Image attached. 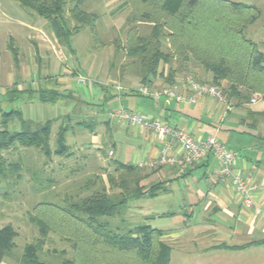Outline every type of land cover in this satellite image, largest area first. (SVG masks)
<instances>
[{
    "label": "rangeland",
    "instance_id": "obj_1",
    "mask_svg": "<svg viewBox=\"0 0 264 264\" xmlns=\"http://www.w3.org/2000/svg\"><path fill=\"white\" fill-rule=\"evenodd\" d=\"M81 1V9L95 14L97 20L93 28L86 27L74 33L69 38L68 44L63 45L57 41L48 23L31 9L22 6L20 0H0V83L3 80L1 88L8 90L11 86L13 87L15 81L16 85L14 86L18 88L29 87L32 91L34 87L36 89L39 85L42 86L43 83H48V85L52 86V90L58 91L60 87L66 88L74 92L78 98L76 100L70 97H63V102H59L60 97L56 101V105H47L40 102H35L31 105L26 103L24 98L0 103L2 104L0 106L2 112L21 111L22 109L21 112L24 119H34L33 117H35L34 120L29 119L34 122H44L52 119L49 142L51 149L55 148L58 128L61 125H67L69 129L66 134V144L75 156L72 159L53 157V160L50 161L39 155L35 149H29V153L26 154L29 158L25 161L29 171L26 172L23 169L20 179L15 180L12 178L0 182V228L11 225L16 232L14 239L15 248L4 258L1 264H20L19 259L25 245L36 243L37 240L43 238L40 236L38 229L29 222V212L33 205L46 201L65 204L68 200H76L88 196L97 189L99 182L94 177H89L90 181L86 183V175L99 172V175H103L105 179L108 175H114V179H117L120 172L114 173L115 167L113 166L118 163L126 165L133 162L136 150H133V146L128 143V138L124 134L118 133L115 129L109 130L106 135H104V131L91 134L88 131L92 127L94 128L92 119L86 116L84 119V115L76 111L72 114L71 110V115H69L68 119L64 116L62 108L70 107L68 102L73 103L72 105L77 107H80L81 102H87L91 105L90 109L93 114L101 110L103 113L108 112L110 108L109 102L117 100L115 98L113 100H104L103 96L107 94L106 91L109 93L116 92L115 87L117 86H120L123 93L129 89V87L124 86V83H120L117 80L116 75L118 73L113 68L118 65L125 67L130 61L125 54H121V49H124L127 43V35H132L134 34L133 32L136 35H151L152 25L131 20L132 7L134 6L132 2H128L129 0L125 4L121 0ZM228 1L243 2L256 8L257 20L252 25L244 28L242 35L239 37L252 41L264 55V0ZM73 6V2H67L64 13L70 28L76 26V23L70 19L68 12ZM252 12V10H249L245 15L249 17ZM162 31L168 34L169 30ZM233 42L228 41L227 47H231L234 44ZM162 45L163 51L168 52L170 48L169 41L165 39ZM35 46H40L42 50L36 53ZM14 47L18 49L19 53V69H16L17 66L14 67L12 59V49H15ZM70 50H73L71 52L72 59L65 61V56L61 55V52ZM172 64L184 70L181 67L183 63L177 64L174 60ZM188 64L186 68L190 69V71L194 69L204 71L196 62L189 61ZM63 65H66L64 69ZM35 68L37 71H35ZM62 69L63 71H61ZM128 69L131 72L133 68L129 66ZM191 74L189 72L187 75L191 76ZM79 76L84 77L87 83L84 85L77 83V77ZM192 77L194 78V76ZM194 79L197 82H201L198 78ZM262 98V94H254L251 99H256L258 103L252 104L251 109L264 110V100ZM120 107L123 108L121 105ZM45 108L47 109L46 111L41 110ZM42 112L44 113L42 114ZM57 113H61V116L54 119V114L56 116ZM102 119H109L111 124L117 127L126 126V124L118 122L111 114L109 118L102 117ZM82 120L87 125H90L89 129L80 128L77 125ZM7 130L9 132L20 131L19 122L17 120L8 122ZM252 130L253 132L251 131V133L255 135L254 132L256 130L254 128ZM100 139L101 141H99ZM255 143H264V139ZM13 149H16V147ZM109 151L114 152V156H109ZM18 153V150H10L3 152V155L7 162H21ZM72 170L77 171V173H72ZM148 172L151 171L146 169L137 177L140 179L146 176ZM124 176L126 179L125 185L129 189H133L136 176ZM46 179L57 181L59 184L56 183V185L50 187L51 190H46L44 186ZM117 181L120 182L121 180L118 179ZM180 184H182L181 181ZM152 185L156 186V188L161 187V184H150L145 185V188H150ZM120 191L121 189H114L115 193ZM181 202L182 194L180 192L176 193V191L171 196L157 199L148 197L128 198L127 206L129 208L125 213L126 215L123 216L126 224H121V219L117 218L112 219L110 223L113 226L118 224L120 232H125L129 227L128 225L131 224H146L161 230L163 233H170L171 237L165 243L171 249L169 264H182L189 256L181 254L178 247H186L185 241L190 234L189 231L185 230L186 228L179 227L180 223L175 216H148L152 212L161 214L173 212V209H176L174 208L175 205L181 204ZM73 245V241L54 232H49L42 245H40V259L47 264H60L64 258L72 259L75 252ZM83 249L84 247L77 252L80 253ZM204 257L205 255L195 256L194 262L188 264H202L205 261ZM201 258H204V260L202 261Z\"/></svg>",
    "mask_w": 264,
    "mask_h": 264
},
{
    "label": "trees",
    "instance_id": "obj_2",
    "mask_svg": "<svg viewBox=\"0 0 264 264\" xmlns=\"http://www.w3.org/2000/svg\"><path fill=\"white\" fill-rule=\"evenodd\" d=\"M124 4L128 0H121ZM73 2L69 17L76 23L70 28L65 19V6ZM132 2V18L138 23L152 25L151 35H127L125 56L137 67L142 83L159 73V66L183 63L182 68L190 72L188 62L199 64L204 72L211 76L207 85L215 86L223 96L227 106L243 108L250 103L254 94H262L264 100V55L250 40H244L242 30L257 20L256 8L245 3L228 0H129ZM25 8L31 9L50 26L53 35L60 44L67 45L68 40L83 28H93L97 17L81 9V0H20ZM252 10L251 16L245 15ZM168 31V34L163 31ZM169 41V51H163V41ZM228 41H234L227 47ZM13 54L16 58V51ZM188 64V65H187ZM169 69L166 82L174 77ZM68 96V95H66ZM61 97L55 90L39 91L42 103L55 104ZM248 114L264 118V111H249ZM68 118V117H67ZM17 120L20 131L9 132L7 124ZM52 120L34 122L24 119L18 110L2 112L0 116V182L8 179H20L29 149H35L47 160L55 158H75L66 144L67 125H61L56 133L55 148L50 147ZM80 128H90L85 121H79ZM92 127V126H91ZM16 149H13L15 148ZM18 150L20 161L7 162L3 152ZM24 158V161H23ZM46 164V162H44ZM118 178L108 175L106 179L100 173L86 175L98 180L99 186L88 196L68 200L65 204L39 202L29 212V222L34 225L42 239L27 244L19 259L20 264H47L40 259L43 240L49 232L74 242V257L62 259L60 264H169L170 247L162 241L164 233L146 224L128 225L120 232L118 224L111 225L114 218H123L128 210V198H154L159 188H145L137 176L146 170L135 165H114ZM96 170V169H93ZM99 171V170H96ZM123 172V173H122ZM72 173L77 171L72 170ZM90 174V173H89ZM136 176L133 189L126 185L125 176ZM88 177V178H87ZM120 179L121 181H117ZM122 182V183H121ZM57 181L46 179L44 186L49 190ZM114 189L120 190L115 193ZM51 190V189H50ZM16 232L11 225L0 228V264L15 248ZM83 251L78 253V250Z\"/></svg>",
    "mask_w": 264,
    "mask_h": 264
},
{
    "label": "crops",
    "instance_id": "obj_3",
    "mask_svg": "<svg viewBox=\"0 0 264 264\" xmlns=\"http://www.w3.org/2000/svg\"><path fill=\"white\" fill-rule=\"evenodd\" d=\"M40 46H35L36 53L42 50ZM15 51L16 58L12 54V59L14 67L17 66L16 69H19L18 49L15 48ZM71 52L73 50L61 52V55L65 56V61L72 59ZM121 54H125L123 48ZM65 66L63 65V69ZM126 66V68L121 65L113 67L114 71L118 73L117 80L124 83V86L129 89L124 93L121 91L120 95L114 91L112 93L106 91L107 94L103 96L104 100H113V98L117 100L109 102L108 112L103 113L101 110L93 114L89 103L81 102L80 107H77L67 101L70 107L62 108L64 116L67 118L71 115V111L72 114L76 111L83 114L84 119L85 116L92 119L94 128H86L91 134L104 131V135H106L109 130L113 129L124 134L128 138V143L133 146V150H136L132 164L126 165L138 166L142 161L157 158L164 139L139 126L126 125L122 127L117 123L120 126L117 127L112 125L109 119H102V117L109 118V115L120 105L128 111H136L135 113L147 118L158 119L174 128L185 130L196 139L204 140L214 137L227 149L233 151L236 154L235 171L243 176L249 185L253 186L250 196L254 206L251 209H246L242 205L241 198L234 191L230 181L219 174V163L216 158L208 155L192 165L184 174H177L169 167L149 169L151 172L144 176L141 184L144 187L150 184H161L160 190L154 198L171 196L176 191V193L182 194V202L175 205L176 209H173V212L162 214L152 212L148 216H175L180 223L179 227L189 231L190 234L185 241L186 247H178L181 254L189 256L182 264L194 262L193 259L198 255H205V261L202 264H264V143H255L264 139V118H256L248 114L249 111L257 113L264 111L251 109L252 104H257L258 101L252 103L250 100L247 106L234 108L212 97L202 98L197 104L177 103L173 99L155 98L152 93L162 88H170L178 94L189 95L190 91L185 83L188 75L184 74L185 70L174 64H161L159 73L163 74L150 78V81L144 84L138 74L137 67L131 60ZM129 66L133 68L131 72L128 69ZM171 68L175 72L174 77L166 82L165 79H167L168 71ZM35 71H37L36 68ZM190 72L192 73L191 77L194 76L201 81H198L199 83L207 84L211 80V76L202 70L194 69ZM2 77L4 78L3 73ZM1 83L0 103L19 98L26 99V103L31 105L35 102L42 103L39 100V91L52 90V86L48 83H43L36 89L34 87L32 91L29 87L14 86L16 85L15 81L13 87L5 90L1 88ZM142 87H147L151 95L138 93ZM117 88L120 86L115 87V89ZM57 92L61 95L59 102H63V97L78 100L75 93L66 88L60 87ZM44 104L48 105L49 103ZM41 110L46 111L47 109ZM1 113L2 109L0 108V116ZM21 114L23 116L22 112ZM58 116H61V113H57L56 116L54 114V119H57ZM33 118L35 119V117ZM253 128L256 130L255 135L251 133ZM176 154H180L178 147ZM112 156H114V152ZM176 236L178 237V235ZM170 237V233L166 234L165 232L162 241L166 243ZM204 258H201L202 261Z\"/></svg>",
    "mask_w": 264,
    "mask_h": 264
},
{
    "label": "built area",
    "instance_id": "obj_4",
    "mask_svg": "<svg viewBox=\"0 0 264 264\" xmlns=\"http://www.w3.org/2000/svg\"><path fill=\"white\" fill-rule=\"evenodd\" d=\"M77 83L84 85L87 80L79 76L77 77ZM185 83L189 88V95L178 94L170 88H162L155 90L152 96L155 98L173 99L177 103L197 104L200 99L205 97H212L224 102L220 91L213 85L199 83L191 76L186 78ZM116 92L120 95L121 89L117 88ZM138 93L151 95L147 87L140 88ZM255 101V99H251L252 103ZM111 116L116 118L118 122L139 126L164 139L158 157L142 161L138 164V167L145 169L169 167L177 174H184L196 162L208 155H212L219 163V174L230 181L234 191L241 198L242 205L246 209H251L254 206L250 196V190L253 186L249 185L244 177L234 169L236 154L214 137H208L204 140L196 139L185 130L174 128L161 120L147 118L121 107L115 109ZM177 147L180 149V154H176ZM108 154L112 156L113 152L109 151Z\"/></svg>",
    "mask_w": 264,
    "mask_h": 264
}]
</instances>
